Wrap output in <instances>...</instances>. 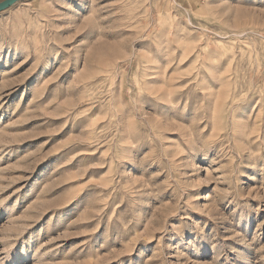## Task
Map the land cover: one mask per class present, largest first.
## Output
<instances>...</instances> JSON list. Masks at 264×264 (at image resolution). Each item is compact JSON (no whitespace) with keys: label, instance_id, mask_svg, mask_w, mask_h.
I'll list each match as a JSON object with an SVG mask.
<instances>
[{"label":"rangeland","instance_id":"obj_1","mask_svg":"<svg viewBox=\"0 0 264 264\" xmlns=\"http://www.w3.org/2000/svg\"><path fill=\"white\" fill-rule=\"evenodd\" d=\"M0 264H264V0L1 13Z\"/></svg>","mask_w":264,"mask_h":264},{"label":"water","instance_id":"obj_2","mask_svg":"<svg viewBox=\"0 0 264 264\" xmlns=\"http://www.w3.org/2000/svg\"><path fill=\"white\" fill-rule=\"evenodd\" d=\"M24 1L26 0H6V3H8L9 7L3 8L2 6H0V14L8 11L9 9L13 8L15 5Z\"/></svg>","mask_w":264,"mask_h":264},{"label":"snow or ice","instance_id":"obj_3","mask_svg":"<svg viewBox=\"0 0 264 264\" xmlns=\"http://www.w3.org/2000/svg\"><path fill=\"white\" fill-rule=\"evenodd\" d=\"M0 6H2L3 8L9 7L8 3H6V0H0Z\"/></svg>","mask_w":264,"mask_h":264}]
</instances>
